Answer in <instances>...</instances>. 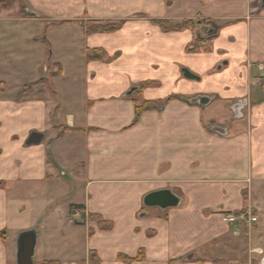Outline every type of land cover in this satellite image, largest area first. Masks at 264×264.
Here are the masks:
<instances>
[{"label":"crops","instance_id":"1","mask_svg":"<svg viewBox=\"0 0 264 264\" xmlns=\"http://www.w3.org/2000/svg\"><path fill=\"white\" fill-rule=\"evenodd\" d=\"M89 1L81 5L88 23L123 27L87 35L77 17L0 32V264H16L11 212L33 216L16 231L38 230L35 264H91V253L100 264H126L119 255L141 250L146 259L131 264L249 255V232L222 214L254 208L260 221L249 246L264 241L262 0ZM159 19L199 25L164 32L152 22ZM202 21L220 28L214 40L201 35ZM200 38L209 51L188 52ZM92 53L105 56L89 60ZM199 97L211 101L193 103ZM240 104L232 127L225 112L209 110ZM32 132L44 135L41 144H26ZM165 189L181 207L144 206ZM74 207L86 212L85 224L69 222Z\"/></svg>","mask_w":264,"mask_h":264},{"label":"rangeland","instance_id":"2","mask_svg":"<svg viewBox=\"0 0 264 264\" xmlns=\"http://www.w3.org/2000/svg\"><path fill=\"white\" fill-rule=\"evenodd\" d=\"M89 3H90L89 0H84V1L83 0H0V32L2 30H6V28L8 27H15V26H24L26 28L32 27L31 29L37 30L38 28H43V26L46 25L45 21L48 25L53 23L57 24L58 21L64 18L76 19L77 17H80L81 18L80 21L83 22V20H85L86 21L85 23L90 25L92 22L89 23L87 22L88 19L90 20L91 17V15L88 13L89 6H87L86 8H83L81 6L83 4L85 7ZM195 23H196L195 26L197 24L199 25V22H195ZM201 24H202L201 35L204 36L205 38H208L210 35L215 33L213 32L214 26L205 23L203 21L201 22ZM46 36L47 33H44V37H43L44 41L46 39ZM44 43L45 42H43V44ZM48 51L50 58L53 55L52 47L51 48L48 47ZM0 52H1V48H0ZM57 55L58 54L56 53V56ZM5 68L10 71V68L11 70H14L16 66L10 64V66H5ZM19 83L20 82H17V80H14L11 83L9 82L10 84L9 87H12L14 89V87H17ZM209 110L211 111L213 110V112L217 115H220L221 112L222 113L225 112V117L227 118L228 122L225 124L223 123V125H229L230 127L234 125V120H233L234 116L232 112H228L227 110L225 111L219 105H213ZM216 128L218 127L212 128L211 131L219 134L218 132H216ZM243 195L244 198L247 199L248 192L244 191ZM240 211H251L259 219V215L257 214V211L254 208L246 207L245 209ZM240 211H235V212L237 213ZM10 219H11L10 221L12 222V226L10 227V229L12 230H10V236L7 239V242L13 244L15 243L13 241H15L16 238L18 237V232L16 230H18L19 223L23 222L26 219L27 221H32L33 216L32 215L24 216V215H20L19 213L11 212ZM259 221L256 225L252 226L251 228L247 226H238L239 228H245L246 229L245 232H249L247 238L243 236V243L246 244L247 248L249 249L250 252L249 255L246 254L241 256H233L231 262L227 261V259L221 258V256L218 255L216 257H211V258L205 257L204 259L196 258V256L192 255L188 258H185L183 262L206 263L209 260L210 263H214V264H262V260L264 259V241L261 244L260 242L255 241L253 243L254 246H251V248L249 246L250 238H251L250 233L257 229ZM232 229H233L232 234L235 231H237L234 228ZM73 232L74 234L76 233V231L74 230ZM79 236L81 235L78 234L77 238ZM256 247H258L257 249L260 250V253H255ZM212 252L213 251H211V253Z\"/></svg>","mask_w":264,"mask_h":264},{"label":"water","instance_id":"3","mask_svg":"<svg viewBox=\"0 0 264 264\" xmlns=\"http://www.w3.org/2000/svg\"><path fill=\"white\" fill-rule=\"evenodd\" d=\"M262 5L264 7V0H262ZM187 77H194L188 70H184ZM138 88L132 89L128 95L134 93ZM210 99L207 97H199L193 103L198 102L200 105L204 106L210 103ZM216 132L220 135L225 136L228 134L226 129L216 128ZM44 135L38 132H32L27 140L28 146L39 145L42 143ZM182 198H180L171 189H165L156 191L148 194L144 198V206L148 209L158 208L162 211H167L169 209H176L181 207ZM147 216V213L141 215V218ZM239 236V234H237ZM38 242V230H29L22 232L18 235L16 239V264H35V254ZM264 264V259L262 260Z\"/></svg>","mask_w":264,"mask_h":264},{"label":"trees","instance_id":"4","mask_svg":"<svg viewBox=\"0 0 264 264\" xmlns=\"http://www.w3.org/2000/svg\"><path fill=\"white\" fill-rule=\"evenodd\" d=\"M152 22L154 24H156L157 26H159L164 32L188 30V29L194 28L195 24H196L193 20H184L183 22L178 23V24H173L170 21L165 20V19L152 20ZM63 23H67V22H63ZM124 23H125L124 21H121V22L93 21L90 25L86 24L85 22H82L81 26L87 35H92V34H96V33H114V32H117L123 27ZM210 25L214 26L213 32H215V33H213L208 38H206V40H208V41L214 40L218 36L219 29H220L215 24H210ZM201 50L205 51V52L209 51V48L203 45V40L201 38L197 39V41L194 44H192L191 46L188 47V52H190V53H196V52L201 51ZM102 54L103 53H101V54L92 53L91 55L88 56V59L89 60L102 59L103 58ZM45 82L47 83L48 80L43 79L40 82H38L37 84L27 86L25 88V90L30 89V88L38 85V84L45 83ZM150 105L151 104L146 103L143 106L137 108L136 121H139V119L141 118V115L145 109L152 107ZM76 208H79V207H76ZM118 259H119V261H122L126 264H131V263H136V262H142L146 259V257H145V252L143 250H141L136 258H130V257L125 256V255H119ZM90 262H91V264H100V261H99L97 255L95 253L90 254ZM52 264H57V263H52Z\"/></svg>","mask_w":264,"mask_h":264},{"label":"built area","instance_id":"5","mask_svg":"<svg viewBox=\"0 0 264 264\" xmlns=\"http://www.w3.org/2000/svg\"><path fill=\"white\" fill-rule=\"evenodd\" d=\"M261 70L264 72L263 66L261 67ZM222 217L225 224L234 226L235 228L238 226H247L251 228L258 223V217L251 211H240L237 213L226 212ZM86 221L87 214L83 209L74 207L70 210L69 222L71 224H85ZM255 252L260 253V250H256Z\"/></svg>","mask_w":264,"mask_h":264},{"label":"flooded vegetation","instance_id":"6","mask_svg":"<svg viewBox=\"0 0 264 264\" xmlns=\"http://www.w3.org/2000/svg\"><path fill=\"white\" fill-rule=\"evenodd\" d=\"M244 105L245 104H240V105H236L235 107H231V111L233 113L234 118H242L243 113L242 110H244ZM243 106V107H242Z\"/></svg>","mask_w":264,"mask_h":264}]
</instances>
